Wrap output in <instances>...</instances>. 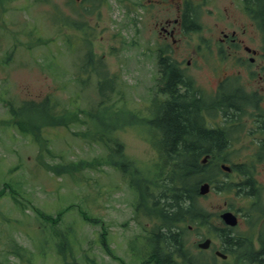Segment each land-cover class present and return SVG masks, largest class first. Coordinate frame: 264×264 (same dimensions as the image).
Returning a JSON list of instances; mask_svg holds the SVG:
<instances>
[{"label": "rangeland", "instance_id": "1", "mask_svg": "<svg viewBox=\"0 0 264 264\" xmlns=\"http://www.w3.org/2000/svg\"><path fill=\"white\" fill-rule=\"evenodd\" d=\"M140 1L0 0V264H143L144 257L138 260L146 243L143 228L153 222L134 218L136 198L110 164L109 148L121 144L120 151L146 173L159 162L155 131L141 121L147 123L157 93L160 51L168 49L182 66L190 58L200 62L201 68L189 70L199 84L210 82L213 74L206 66L211 60L197 45L205 37L177 27L174 40L167 41L156 22L175 11L142 0L150 6L143 11ZM58 10L83 22L84 29L57 23ZM196 15L205 26L206 14ZM208 21L212 24V17ZM87 47L109 72L112 91L106 86L101 94L103 79L93 72L80 75ZM27 101H47L53 108L48 114L32 109L11 114L9 105ZM243 152L230 146L222 155L229 164ZM71 163H80L79 169L57 173L50 168ZM236 175L218 177L232 181ZM199 203L216 213L240 202L235 192L221 190ZM80 211L97 221H85ZM58 212L59 219H53ZM223 226L214 216L209 227ZM238 228L246 229L243 221ZM209 230L199 225L184 230L192 255L213 257L219 240ZM206 237L213 248L201 251L196 243ZM215 263L224 264L219 257Z\"/></svg>", "mask_w": 264, "mask_h": 264}, {"label": "trees", "instance_id": "2", "mask_svg": "<svg viewBox=\"0 0 264 264\" xmlns=\"http://www.w3.org/2000/svg\"><path fill=\"white\" fill-rule=\"evenodd\" d=\"M35 1L49 3L51 0ZM86 1H94L99 4L104 2V0ZM53 16H56L55 21L62 26L76 28L81 31L84 29L83 22L64 17L60 10L55 12ZM82 60L84 61L79 66L80 75L93 72L103 79L102 83H99V92L102 94L106 86L112 91L113 80L109 72L100 67L98 64L99 58H94L93 52L89 47H87V52ZM170 60L172 59L162 52L157 58V64L170 69L169 76H163L167 78L166 83L163 80L161 83L165 86L164 91L175 93L178 92L175 81L176 73L171 70L172 64ZM45 61L42 65L47 68ZM158 92L155 94L157 97L154 96L151 100L150 104L153 105L148 108L149 114L145 116V120L147 117L149 122H144V119L141 121L142 124L149 125L155 131L154 146L158 152L159 162L155 164L153 171L146 173L135 165L132 160L128 159L120 151L121 144H116L115 147L109 148L111 165L116 166L119 172L127 179L128 186L136 198L134 202V218L138 220L145 218L153 222L148 229L144 228V233L142 234L144 242L146 241L143 246L145 247L143 250V252L145 251V262L154 261L156 264H208L206 260L192 255L188 247L185 246L184 230L190 229L194 225L204 226L209 228V231L216 232V234H209H213L221 240L224 251L235 255L237 252L236 248H243L245 253L241 255L247 254L245 241L248 243V237L244 234L236 236L232 233V229L226 227L211 229L209 227L210 221L218 214L207 210L199 203L201 196L198 193V184L200 182L211 184L214 192L233 188L231 182L220 183L217 173H215L219 170L218 163L217 165L215 164L218 162L217 160L221 158L222 161H227L226 156L222 155V151H225L231 145L230 135L232 131L226 128L218 129V131L214 129L207 130L203 127V123L198 121L199 118L196 113L185 106L175 104L178 99H175V101L174 99L172 101L166 99L165 104L162 105V98L158 95ZM160 92L162 91L160 90ZM9 106L11 114L15 115L28 109L41 114H48L49 111L47 110L53 108L50 102L47 101L42 103L27 101L17 107ZM109 108L111 106L103 109L98 108L97 111L107 112L111 110ZM117 110L119 109L114 108L112 111ZM119 126L117 124L112 129L115 130ZM34 130L38 134L39 130L36 128ZM95 136L97 134L93 137ZM206 154H209L210 158L202 163L201 159ZM79 167L80 163L50 165V168L57 173L73 171L79 169ZM5 186L4 184L3 187ZM80 213L86 221H97L82 211ZM60 214L61 212H58L52 218L57 220ZM42 215L46 218L51 217L49 214ZM260 240L261 252L260 255H256V262L252 260L250 254L244 257L250 264H264V232L263 234L261 233ZM102 245L108 253L107 243L103 241ZM70 264L79 263L74 261Z\"/></svg>", "mask_w": 264, "mask_h": 264}, {"label": "flooded vegetation", "instance_id": "3", "mask_svg": "<svg viewBox=\"0 0 264 264\" xmlns=\"http://www.w3.org/2000/svg\"><path fill=\"white\" fill-rule=\"evenodd\" d=\"M161 2L158 6L175 11L157 23L166 40H174L176 26L188 22L190 31L205 37L203 53L217 54L218 58L216 63L207 62L214 75L205 85L197 83L198 78L189 71L201 68L200 62L190 58L182 66L179 60H170L171 70L176 73L175 93L164 91L161 81L166 83L163 76H169L170 69L159 66L157 87L161 103L178 99L175 104L196 113L207 130L232 131L230 146L244 151L235 161L234 190L240 202L235 207L236 215L238 224L243 221L250 227V255L258 256L260 235L264 232V0ZM195 11L206 14L205 26L198 22ZM243 165L247 166V173Z\"/></svg>", "mask_w": 264, "mask_h": 264}, {"label": "water", "instance_id": "4", "mask_svg": "<svg viewBox=\"0 0 264 264\" xmlns=\"http://www.w3.org/2000/svg\"><path fill=\"white\" fill-rule=\"evenodd\" d=\"M204 161V160H203ZM221 167L224 170H229V167L226 165H221ZM209 191V184L204 182L201 183L199 186V193L200 194H205ZM221 218L229 225H235L236 223V217L234 214H232L231 211H224L220 214ZM210 240L209 239H205L203 242H200L198 244L199 247L201 248H206L209 245Z\"/></svg>", "mask_w": 264, "mask_h": 264}]
</instances>
